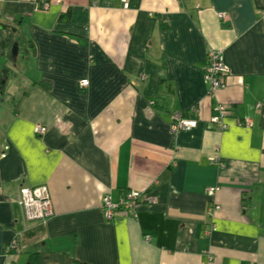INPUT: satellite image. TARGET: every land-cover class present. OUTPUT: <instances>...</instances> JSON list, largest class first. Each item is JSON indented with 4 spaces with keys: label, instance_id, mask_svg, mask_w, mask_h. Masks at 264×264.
Returning a JSON list of instances; mask_svg holds the SVG:
<instances>
[{
    "label": "crops",
    "instance_id": "crops-1",
    "mask_svg": "<svg viewBox=\"0 0 264 264\" xmlns=\"http://www.w3.org/2000/svg\"><path fill=\"white\" fill-rule=\"evenodd\" d=\"M126 2L0 0V264H264V0ZM40 186L53 214L25 221ZM131 190L156 203L107 221Z\"/></svg>",
    "mask_w": 264,
    "mask_h": 264
},
{
    "label": "built area",
    "instance_id": "built-area-1",
    "mask_svg": "<svg viewBox=\"0 0 264 264\" xmlns=\"http://www.w3.org/2000/svg\"><path fill=\"white\" fill-rule=\"evenodd\" d=\"M122 7L126 9L128 4L126 0H119ZM227 69L223 64V58L220 51L211 52L207 57V66L204 72V81L209 84V95L213 96L216 91L221 89L222 79L218 77L219 74H227ZM224 81V80H223ZM80 88H86L88 86V80L82 79L79 81ZM264 104H257V108H260ZM218 115L213 116L210 119L211 124H215L218 132H223L227 129V125L223 119L227 115L224 110V106L218 105ZM174 125L171 127L172 131L176 129L190 130L196 126L194 120L183 119L180 115L173 117ZM36 134L43 135L46 132L44 127L34 128ZM211 164H216L222 167L220 160L213 156L209 159ZM217 187H211L207 190V195L212 198L217 191ZM15 203L20 207L22 216L25 221H45L52 214V206L49 199L48 191L45 186L36 187L33 189L21 188L19 195L17 196ZM143 203L155 204L156 201L149 195L144 193H138L136 191H128L122 198L117 201H113L108 196H104L101 199V210L103 211L104 217L107 221L112 220L115 213L119 211H127L133 213ZM219 207L214 203L208 208V216L211 217ZM214 231V227H212ZM211 233V232H210ZM147 240V239H146ZM12 245H8L6 250H11Z\"/></svg>",
    "mask_w": 264,
    "mask_h": 264
},
{
    "label": "trees",
    "instance_id": "trees-1",
    "mask_svg": "<svg viewBox=\"0 0 264 264\" xmlns=\"http://www.w3.org/2000/svg\"><path fill=\"white\" fill-rule=\"evenodd\" d=\"M226 76H227V74H219L218 75V77H220L222 80V88L221 89H223L224 88V86H225V79H226ZM224 80V81H223ZM221 89H219V90H221ZM218 90V91H219ZM220 106H224V110L228 113V110L229 109H227V107L225 106V105H222V104H219ZM181 116V115H180ZM183 119H185L183 116H181ZM189 120V119H188ZM191 120V119H190ZM127 193V192H126ZM125 193V194H126ZM124 194V195H125ZM123 195V196H124ZM49 257H50V254L48 255V256H46L44 253L43 254H33V255H30L29 256V259H28V261H27V263L26 264H46L47 263V260L49 259Z\"/></svg>",
    "mask_w": 264,
    "mask_h": 264
},
{
    "label": "rangeland",
    "instance_id": "rangeland-1",
    "mask_svg": "<svg viewBox=\"0 0 264 264\" xmlns=\"http://www.w3.org/2000/svg\"><path fill=\"white\" fill-rule=\"evenodd\" d=\"M20 33V32H19ZM17 33V35L19 34ZM21 34V33H20ZM22 37H24V35L21 34ZM22 37H17V39H19V43L22 44V47L23 46H26L27 45V40L25 38H22ZM22 56V50H21V55H19V57Z\"/></svg>",
    "mask_w": 264,
    "mask_h": 264
},
{
    "label": "water",
    "instance_id": "water-1",
    "mask_svg": "<svg viewBox=\"0 0 264 264\" xmlns=\"http://www.w3.org/2000/svg\"><path fill=\"white\" fill-rule=\"evenodd\" d=\"M11 52H12V55H13V56H15V55H16V53H17V47H16V45H14V46H13V48H12V51H11Z\"/></svg>",
    "mask_w": 264,
    "mask_h": 264
}]
</instances>
